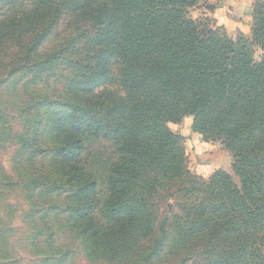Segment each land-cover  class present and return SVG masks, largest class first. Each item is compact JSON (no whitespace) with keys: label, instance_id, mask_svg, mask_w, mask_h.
<instances>
[{"label":"trees","instance_id":"16d2710c","mask_svg":"<svg viewBox=\"0 0 264 264\" xmlns=\"http://www.w3.org/2000/svg\"><path fill=\"white\" fill-rule=\"evenodd\" d=\"M197 4L0 0L10 75L47 80L54 61L70 65L56 97H31L23 132L11 138L36 170L26 173L31 215L47 217L57 206L48 196L60 191L65 224L93 260L137 256L153 240L145 258L168 249L181 264H264V56L254 57V46L264 51V0L252 3L250 36L239 31L235 39L208 16L192 18ZM63 17L87 25L85 53L40 60ZM185 117L204 142L220 141L230 153L238 184L225 170L203 180L190 172L185 137L169 127ZM93 141L108 143L113 155L102 197L84 158ZM165 192L184 201L178 214L168 203L160 219L154 199Z\"/></svg>","mask_w":264,"mask_h":264},{"label":"rangeland","instance_id":"374dc122","mask_svg":"<svg viewBox=\"0 0 264 264\" xmlns=\"http://www.w3.org/2000/svg\"><path fill=\"white\" fill-rule=\"evenodd\" d=\"M253 2L254 0H198V4L191 8L189 13L192 18L203 14L210 17L215 25L223 26L233 39L239 31L249 37ZM86 27L85 23L76 24L68 17H63L42 45L38 56L40 60L46 59V55L53 51L72 59L83 55L89 37L84 31ZM263 56L264 51L254 46L255 59L260 60ZM12 58V54L5 49L0 51V119H2L0 127L5 121V126L1 130L3 133L0 134V264H181L180 257L169 254L168 249H164L160 255L154 254L145 258L153 249V240L143 243L137 256L132 255L114 262L105 258L98 260L89 258L87 251L84 250L86 244L70 232L65 224L61 209L67 201L64 196L55 198L56 194H61L60 191L48 196L53 204L57 201V206L47 217L41 212L31 215L33 208L28 198L33 185L29 184L26 173L32 171L34 173L36 170H33L32 165L29 166L27 156L20 154L16 140L11 137L23 132L24 117L30 110L29 101L42 96L56 97V93L62 90L60 82L69 75L70 65L62 66L54 61L46 72L49 78L45 80L43 76L36 79L31 72H15L10 75L8 70L13 65ZM59 73H62L63 77L56 80L55 76ZM190 124L191 117H185L178 124L169 123L173 131L185 137L187 166L190 172L199 180H203L221 169L227 171L238 184V177L231 169L230 153L220 141L204 142L199 134L191 130ZM84 158L88 169L97 179L99 196L102 197L105 168L113 159L108 143L89 142ZM30 162L36 163L37 171L41 169L37 161ZM182 183L180 181V184L172 185L171 191L182 186ZM33 197L34 203L44 205ZM183 201L182 193L168 196V192H165L159 198H155L160 219L168 214V203L174 213L178 214ZM168 229L171 232L173 230L170 224ZM190 261L188 260L186 264H191Z\"/></svg>","mask_w":264,"mask_h":264},{"label":"crops","instance_id":"0c3cea01","mask_svg":"<svg viewBox=\"0 0 264 264\" xmlns=\"http://www.w3.org/2000/svg\"><path fill=\"white\" fill-rule=\"evenodd\" d=\"M250 6H251V4H250ZM206 11V10H205ZM204 15V14H203Z\"/></svg>","mask_w":264,"mask_h":264}]
</instances>
